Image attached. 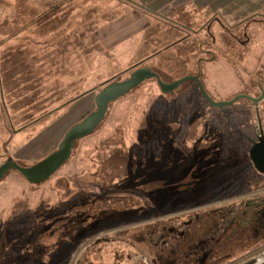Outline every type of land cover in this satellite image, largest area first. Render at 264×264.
I'll list each match as a JSON object with an SVG mask.
<instances>
[{
  "label": "rangeland",
  "instance_id": "obj_1",
  "mask_svg": "<svg viewBox=\"0 0 264 264\" xmlns=\"http://www.w3.org/2000/svg\"><path fill=\"white\" fill-rule=\"evenodd\" d=\"M42 1L0 0V101H5V110H0V165L11 157L27 167L55 151L67 130L95 110L94 96L104 84L125 80L137 67L150 68L167 84L198 75L211 98L227 101L264 66V33L256 28H247L252 40L244 54L238 45L219 43L230 41L228 30L212 26L210 32L198 31L211 20V11L219 9L242 19L264 13V0H180L184 4L177 7L178 0H173L167 9H157L161 5L155 0ZM146 6L157 9V14L143 9ZM133 10L140 12L143 24V33L136 38L141 58L154 56L124 67L100 59L104 51L96 30ZM230 32L242 37L244 29ZM254 33L260 36L254 39ZM82 43L92 47L86 52L92 56L85 60L78 56L85 53ZM54 44H71L69 54L54 51ZM39 58L47 64L60 62L61 75L52 76L47 67L48 77L38 83ZM83 84L85 100L83 96L64 106L69 99H58L66 88L71 96H79ZM228 108L211 107L193 82L168 94L155 80H146L109 104L104 121L74 144L67 163L49 180L31 185L17 172H9L0 182V264L184 261L194 231L186 234L185 242L173 244L163 235L167 214L185 204L218 203L234 195L232 200H244L264 193L259 190L264 189V176L243 156L248 154L249 136L258 134L254 112L245 111L243 104L232 108L228 116L242 131L234 125L227 133L222 111ZM194 151L208 156L200 164L196 158L194 164L184 163L204 165L202 173L178 164ZM131 156L135 167L129 166ZM144 165L153 169L148 184L147 175L136 171ZM154 173L162 180L157 182ZM174 188L179 193L173 194ZM190 188L199 194L187 196ZM250 216L253 229L254 212ZM237 257L219 264L251 263Z\"/></svg>",
  "mask_w": 264,
  "mask_h": 264
},
{
  "label": "flooded vegetation",
  "instance_id": "obj_2",
  "mask_svg": "<svg viewBox=\"0 0 264 264\" xmlns=\"http://www.w3.org/2000/svg\"><path fill=\"white\" fill-rule=\"evenodd\" d=\"M211 14V20L202 25V28L198 31L207 30V32H210L212 26H215L216 29L228 30L230 41L228 39L219 43L230 47H237L238 45L240 46L239 51L243 54L249 53L250 49L247 45L252 40V37H250L252 35L247 33V28L252 26V31L253 28H256V31L264 33V13H252L242 19L236 17L234 13H222L219 9L211 11ZM227 16L228 18H226ZM175 23L179 24L178 22ZM179 25H181V28L183 27L182 24ZM173 26L178 27L177 25ZM240 26L244 29V33H241L242 37L230 32ZM254 36L253 38L256 39L260 34L254 33ZM210 37L212 38V43L216 42L214 36L210 35ZM259 68L262 70L257 75L258 79H256V75L253 77L249 76L244 81L243 91L235 95H244L249 99H238L230 106L234 108L238 104H243L245 111L250 113L253 110L254 112L258 134L254 136L253 133L254 138L249 136L247 152L257 141L259 132L262 131L264 134V66ZM257 174L259 173L257 172ZM259 175L264 176L262 174ZM261 189L264 190L263 188L259 190ZM199 192L197 189H187L186 195L188 196L190 193L198 195ZM246 193L249 192L247 191L244 194ZM253 194V197L244 200H232L231 198L236 196L234 195L226 200H220L218 203L195 206L185 204L181 205V209L167 214L165 216L167 224L162 230L163 235L168 237L173 244H178L180 240L185 242L186 234L194 231L190 237L191 240H189L191 248L187 251L184 261L173 264H219L220 260L227 259L229 261L237 256L238 259H247L253 253V249H260L261 247L258 248L260 245L264 247V193ZM252 211L256 222V226L253 229H251L252 221L249 220L251 217L250 213H253ZM150 219L153 218L150 217ZM150 223H154V221ZM171 248L172 245H169L170 250Z\"/></svg>",
  "mask_w": 264,
  "mask_h": 264
},
{
  "label": "water",
  "instance_id": "obj_3",
  "mask_svg": "<svg viewBox=\"0 0 264 264\" xmlns=\"http://www.w3.org/2000/svg\"><path fill=\"white\" fill-rule=\"evenodd\" d=\"M156 81L162 93H172L182 83L189 81L195 83L200 95L214 108L223 109L232 106L238 99L248 97L237 95L230 100L215 101L206 92L198 75L187 76L172 83H163L159 76L150 68L137 67L122 81H109L94 96L95 110L87 114L81 121L71 126L64 134L57 149L33 165L24 167L8 157L0 165V182L12 171L17 172L31 185H38L49 180L69 160L74 144L82 138L89 136L105 119L109 104L120 97L127 95L146 80ZM255 103V101H254ZM248 158L254 170L264 175V134L259 132L257 141L250 147Z\"/></svg>",
  "mask_w": 264,
  "mask_h": 264
},
{
  "label": "crops",
  "instance_id": "obj_4",
  "mask_svg": "<svg viewBox=\"0 0 264 264\" xmlns=\"http://www.w3.org/2000/svg\"><path fill=\"white\" fill-rule=\"evenodd\" d=\"M155 1L157 2V5H161L157 9H159V8L163 9L164 7H165V9H167V5H169V3L173 2V0H155ZM41 2H43V1L41 0ZM175 4H176L175 7H177L179 4L183 5L184 3H182L180 0H178ZM143 9H145L146 11H149L151 13L153 12V13L157 14V12H156L157 9L154 10L148 6H146ZM138 12L133 10L132 12L127 13V15H124V19L118 18V19H114L111 21H107L103 25H101V27L98 30H96V33H95L96 39H97V41H99L100 47L105 52V53L100 52L101 53V56L99 57L100 59H106L107 61L110 60L111 63L113 61H115L116 63L119 62V66L124 67L126 65L133 63L134 61H139L135 65H137V64L140 65L143 62L150 60L154 56L155 53H151L148 55V57L142 56V58H141V54L139 53V47H136L138 45V43H136V41H137L136 38L140 34L143 33V31H142V25L143 24L141 23L142 21L140 20V17H139L140 12L139 13ZM159 15L163 16L160 13H159ZM134 17H135V19H134ZM173 28H175V27H173ZM41 32H38V34H41ZM176 43H174L173 45H175ZM179 43H177V44H179ZM82 45H83V51L85 50V53L83 52L84 53L83 56L81 53L78 56H80L83 60H85L86 56L88 58H90L92 56L90 54H86L87 51L92 50V47H87L83 43H82ZM52 46L54 48L53 49L54 51L56 50L57 52L69 54V49L71 47V44H58L56 46L54 44ZM57 62L58 61H51V64H47L46 61L44 62L42 58H39V60L37 61V64H36L37 65L36 68H37L38 83H40L41 81H44L43 79H44L45 75H47V77H48L49 73H47V72H49V71L45 72V68H47V67L51 68L52 76L53 75H61V73L59 72L60 67L57 66L60 62L59 63H57ZM45 64L47 65L46 67H45ZM89 73L91 74V71H89ZM82 78L84 80V77H82ZM85 83H86V81H85ZM82 89H83V90H81L82 93L79 96H75V95L71 96V94H68V93H70V92H68V91H70L69 88H66V89H64V91L62 90L63 91L62 93L65 95L63 97H59L58 99H69L66 103H64V106H67V105L71 104L72 100L82 98L83 96L87 95V92H86L87 90L85 89L84 84H83ZM86 98H87V96L83 99L85 100ZM43 107H45V106L43 105Z\"/></svg>",
  "mask_w": 264,
  "mask_h": 264
},
{
  "label": "trees",
  "instance_id": "obj_5",
  "mask_svg": "<svg viewBox=\"0 0 264 264\" xmlns=\"http://www.w3.org/2000/svg\"><path fill=\"white\" fill-rule=\"evenodd\" d=\"M5 101H0V110L1 111H4L5 110V103H4ZM225 108H228V107H224L223 109H225ZM231 107H229L228 108V110H226V112H224V111H222L223 112V115H222V118H223V120L225 119V121L227 120V122H226V124H223L224 125V127H226L224 130H225V132H227V131H231V127H233L235 124H234V120L230 117V116H228V112L229 111H231ZM227 113V114H226ZM230 115V114H229ZM231 121H232V124H231ZM237 128L235 129V130H239V131H242V130H240L239 129V127L237 126V125H235ZM234 130V131H235ZM227 133H230V132H227ZM147 149H149V151H152V150H154L153 148H151V147H148ZM185 151H188V150H186L185 149ZM194 154H191V155H188V156H183L184 158H185V161H182V159L180 158V159H178V164H184L185 165V168H186V166H192V167H190V168H195V170H197V172L198 173H202V169H201V166L203 167L204 165H201L200 167H195V166H193V165H191V164H186V163H184V162H186V161H188V163H193L194 164V161H195V158H196V160H198V159H200V160H198L199 161V164L201 163V162H203V159L205 158V157H207L208 156V154H201L202 152L201 151H199V152H197V151H194L193 152ZM163 154V153H162ZM218 155H219V153H218ZM226 157L228 158L229 156H230V151H227V153H226ZM238 155H240V154H238ZM135 156V155H134ZM134 156H131V163L129 164V166L130 167H135V161L136 160H134ZM211 156L212 157H214L215 155L212 153L211 154ZM243 156H246V158H247V155H243ZM182 157V158H183ZM219 157H221V158H223L222 157V155H220ZM133 160V161H132ZM138 170V173L140 172V173H144V175H147V178L146 179H144V181H145V184H148V183H150V182H148L149 180L150 181H153V179H151V175H149L148 173L149 172H151V171H153V169L152 168H149V167H147V165H144V167H140L139 169H136V171ZM154 171H158L157 173H159V172H161V169H159V170H155L154 169ZM157 173H154L155 174V180L158 182V181H160V180H162L159 176H157ZM134 180V179H133ZM177 183H178V179H176L175 180ZM189 184H190V186H195L194 185V180H189ZM184 184H178V186H183ZM180 187V188H181ZM183 187H185V186H183ZM178 189L179 188H174V191H173V194H177V193H179L178 192ZM191 189H196V188H190V189H188V190H191Z\"/></svg>",
  "mask_w": 264,
  "mask_h": 264
},
{
  "label": "built area",
  "instance_id": "obj_6",
  "mask_svg": "<svg viewBox=\"0 0 264 264\" xmlns=\"http://www.w3.org/2000/svg\"><path fill=\"white\" fill-rule=\"evenodd\" d=\"M249 259L251 261L250 264H264V247L252 253Z\"/></svg>",
  "mask_w": 264,
  "mask_h": 264
}]
</instances>
